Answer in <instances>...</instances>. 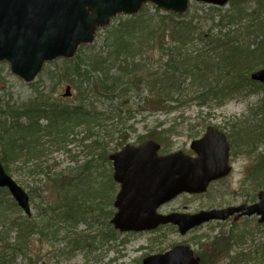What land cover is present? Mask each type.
I'll use <instances>...</instances> for the list:
<instances>
[{
    "label": "rangeland",
    "instance_id": "1",
    "mask_svg": "<svg viewBox=\"0 0 264 264\" xmlns=\"http://www.w3.org/2000/svg\"><path fill=\"white\" fill-rule=\"evenodd\" d=\"M257 5L262 8H257ZM211 7L214 6L191 0L190 11L186 17H195L196 12L200 17L205 16L199 22V26L204 32H208L211 28L213 30L212 34H215L217 33L215 25L218 24L219 18L213 23L207 20L206 15L213 13L216 17H219L220 14L228 15L236 13L239 9L251 14L257 9V12L251 17V19L255 20V25L258 26L255 28L257 32L253 33V35L248 36L246 28L240 27L242 26L240 20L243 16L241 18L235 17L231 22L226 18L224 26L227 27L229 25L228 28H231L230 32L232 34L241 32L239 40L243 44L249 45L250 51L256 50V43L259 46H264V43H260L264 41V0H231L224 7H214L218 8L220 12L213 11V8L210 9ZM156 10L158 9L150 4L144 6L141 13L147 12L150 15H155ZM161 14H164V12H161ZM248 14H245V17ZM130 18V16H119L114 19L111 26L100 29L93 44L87 46L88 48L81 49L78 55L83 52L87 53L88 56L93 51L91 48H96L95 51L100 48L102 49L103 43H106V38L110 36L108 32L113 27L118 26L120 22L129 20ZM166 41L168 43V39ZM194 43L198 48L193 49H203L205 52L209 51V48H203L206 43H210L209 40L198 39ZM148 56L153 58L151 62V66L153 63V69H158L160 67L159 50L149 52ZM65 61L58 59L47 64L37 80L31 84H27L13 75L8 64H1L0 122L4 120L9 122L11 120L10 117L2 114L7 103L23 107L31 98L37 96V91L38 93H44L46 97L51 94V99L59 101L64 105L74 106L78 104L79 91L75 83L71 84L69 81L58 83L56 77L52 78V76L61 73L66 64ZM261 69H264V67H258L251 73L245 71L243 76H239L237 79L240 81L234 83L230 96L225 100L212 99V101L208 100L207 103L199 100L194 104H185L180 110L172 113H167L165 110L151 111V109L145 108L149 89L144 87L143 94L131 92L124 100L114 101L113 105H120L121 102L128 103L122 109L113 107L120 111L121 121L117 118H111L107 121L106 125L94 128L96 138L87 139L84 127L73 130L76 133L75 137L68 138V143L62 147H60L62 144L56 141L54 137L44 136L41 138L40 144H42L41 150L45 151L41 157L37 158V161L24 164L22 159H19L12 164H3L11 178L28 194L31 215L27 216L14 201L16 206L12 204L9 207L7 199H12V197L8 192L9 197L6 196L3 200L4 204L2 207L0 206V209L3 211L0 212V257L5 256L6 264H143V260L149 256L150 252L148 250L158 252L167 250L174 244L184 243L191 246L198 256L205 255V262L203 264H212L211 258L213 256L211 258L210 256L213 254V249L211 244L217 238L222 239V234L227 235V233L232 234V237L234 235V239H238L240 233H245L246 235L251 233L252 235L240 246H235L231 256L242 250H246L249 253L254 250L255 246L261 245L260 247H262L264 245V226L257 227V220L252 218H247L241 224L234 226H232V221L224 224L210 223L186 236H181L173 229H165L160 233L151 235L121 234L115 232V230L113 231V227L110 229L105 223L103 231L100 234V224L98 222L94 224L93 220L84 221L85 219H80L81 221L75 223V225H73L74 222L70 223L63 220L65 213H72V208L69 209V212L65 211L67 208L65 210L60 209L61 206L65 205L60 199L58 190L49 180L53 175L61 173H63L64 177L73 180L74 175L79 173L80 168L89 160L88 154L90 150H88L87 146L91 145L96 139H100L101 141V145L97 147L99 150L106 145L107 149L111 151L124 135L129 137L125 144L129 142L137 145L145 140H149L147 135L153 136L156 134V131L158 133L169 131L164 137L165 140L158 142L162 145V152H176L179 150H190L191 143L201 138L209 125H224L229 124L228 122L243 125L245 121L252 120L254 113L256 116L254 118L255 123L259 125L260 121H262L261 124H264V84L250 85L249 81L251 75ZM82 82V78L77 79L76 85L81 84L85 88L88 83ZM190 83L191 81L187 82L188 85ZM208 83L214 84L211 77L205 83H201V86ZM68 86H71V97L66 98L64 96ZM219 89L215 90L218 91ZM80 98H83V96H80ZM102 104L105 108L110 107V102L102 101L100 106ZM103 110L101 106V110L99 111ZM129 113L132 115L131 119L128 118ZM108 116L114 117L107 113L104 117ZM41 124L46 127L47 122L42 121ZM245 125H250V123H246ZM237 128L242 130V128ZM232 129L233 126L230 130ZM246 134L247 132L244 133V135ZM84 138L85 142H82ZM251 140H253L252 137H247V144ZM256 145V153H243L235 156L234 173L230 178L224 182L216 183L204 195H183L170 208L193 213L200 210L239 205L242 202L251 204L257 202L258 194L264 191V138ZM15 152L19 153L18 151ZM111 153L114 152L112 151ZM1 157L2 155L0 154ZM101 165L100 170L103 172L104 163L101 162ZM108 170L111 175V170L109 168ZM109 184L108 186L105 183L102 185V194L109 197L112 201V205L108 210L115 212L113 204L119 188L112 182ZM77 185L78 187H85V185L76 181ZM74 189L71 192L72 197ZM75 193L74 195L79 196L80 199L84 195L80 190L75 191ZM72 197L70 199L71 202H68V205L71 206L72 204H76L74 202L75 197ZM27 219L33 223H37V233L28 240L27 246L22 251H18L20 243L17 236L20 226H23V228L28 227L27 223L30 221H27ZM64 219L67 220V218ZM46 221L52 222L54 228L53 231L49 230L47 232L49 233L48 235H42L40 228L42 222L45 223ZM101 221L103 222V219ZM109 229L110 231H107ZM111 234V240L104 239L105 235ZM102 235L104 236L102 237ZM157 239H160V242L155 244L154 241ZM79 245L81 246L75 249ZM215 259L218 262L215 261L216 263L213 264H232L226 255L215 256Z\"/></svg>",
    "mask_w": 264,
    "mask_h": 264
},
{
    "label": "trees",
    "instance_id": "2",
    "mask_svg": "<svg viewBox=\"0 0 264 264\" xmlns=\"http://www.w3.org/2000/svg\"><path fill=\"white\" fill-rule=\"evenodd\" d=\"M257 8L262 7L257 5ZM210 9L220 12L218 8L211 7ZM256 10L251 14L239 9L236 13L220 14L219 17L213 13L206 15L207 20L213 23L219 18L218 24L215 25V30H217L215 34H212L211 28L208 32L202 31L199 22L205 16L200 17L197 12L195 17L190 18L161 14V11L156 10L155 15L143 12L136 17L120 22L118 26L108 32L110 36L106 38L102 49L95 51L96 48H91L93 51L88 56L87 53L82 52L83 54H79L75 60L65 61L66 64L61 73L52 76V78L56 77L58 83L63 81L75 83L79 91L78 104L64 105L51 99V94L46 97L44 93H38V91L37 96L31 98L23 107L6 104L2 114L10 117L11 120L0 122L1 162L12 164L16 160L22 159V162L26 164L37 161V158L41 157L45 151L41 150L42 144H40V140L44 136L54 137L62 144L60 146L62 147L68 143V138L75 137L76 133L73 130L84 127L87 139L96 138L94 128L106 125L111 118L121 121L120 111L113 107L122 109L128 103L121 102L120 105H113L114 101L124 100L131 92L143 94L144 87L149 89L145 108L151 109V111L165 110L167 113H172L180 110L185 104H194L199 100L204 103H207L208 100L212 101V99L225 100L230 96L234 83L240 81L237 79L239 76H243L245 71L251 73L258 67H264V46H259L256 43V50L250 51V46L239 40L241 32L232 34L231 28H228L229 25L224 26V20L228 18L231 22L235 17L243 16L240 20L242 25L240 27L246 28L248 36H250L257 32L255 28L258 26L255 25V20L251 19L257 12ZM245 14L248 15L245 17ZM167 39L168 43H166ZM198 39L209 40L210 43H206L203 47L209 48V51L193 49L198 48L194 43ZM260 43H264V41ZM84 48L88 47L82 49ZM155 50L160 52V67L158 69H153V63L151 66L153 58L148 56L149 52ZM210 77L214 84L208 83L201 86V83H205ZM80 78L83 79L82 83H88L85 88L81 84L76 85L77 79ZM188 81H191L189 85ZM249 81L250 85H256L251 80ZM220 87L221 89H219ZM102 101L110 102V107L105 108L102 104L104 110L100 112ZM128 110L130 111V109ZM106 113L114 117H104ZM131 117L132 115L129 113L128 118L131 119ZM42 121L47 122L46 127L41 124ZM161 132L156 131L155 135L147 136L155 141H163L169 131ZM128 139L127 135L122 136L111 151L107 149L106 145L99 150L97 147L101 145V141L96 139L87 146L90 150L89 160L80 168V172L74 175L73 180L64 177L63 173L49 178L65 205L60 209L67 208L65 211L69 212V209L72 208V213H65L64 218L67 220L63 218L64 221L74 222L73 225H75L81 221L80 219L93 220L94 224L96 222L100 224V234L103 231L104 223L111 229L110 219L114 212L108 209L111 207L112 201L102 194V185L105 183L108 186L112 182V176L108 170V168L110 169L109 154L121 149ZM82 142H85V138ZM101 162L104 163L103 172L100 170ZM77 178L78 180H76ZM76 181L85 185V187L82 186L85 189L76 186ZM73 188H75L73 197H75L76 204L71 206L68 205V202L72 197ZM77 190L84 194L81 199L74 195ZM6 196L9 197L7 190H0L1 207ZM12 202V199H7L9 207L12 204L16 206ZM0 212L3 211L0 209ZM27 221L30 220L27 219ZM27 224L28 227L20 226L17 236L20 243L18 251H22L27 246L28 240L37 233V223L30 221ZM53 226L50 221L42 222L40 233L48 235L49 230L53 231ZM256 226L260 228L259 225ZM111 237L112 234L105 235L104 239L111 240ZM233 237L232 234L229 236L223 234L222 239L217 238L212 245V255L215 254L216 257L226 255L232 264L248 262L264 264V245L262 247H260L261 245L255 246L254 250L249 253L242 250L231 256L235 246H240L252 235L251 233L248 235L240 233L238 239ZM4 257H0V264H6Z\"/></svg>",
    "mask_w": 264,
    "mask_h": 264
},
{
    "label": "water",
    "instance_id": "3",
    "mask_svg": "<svg viewBox=\"0 0 264 264\" xmlns=\"http://www.w3.org/2000/svg\"><path fill=\"white\" fill-rule=\"evenodd\" d=\"M224 7L230 0H195ZM162 12L184 16L191 0H0V64L7 63L13 75L27 84L37 80L46 63L72 60L84 45H91L100 29L120 15L136 16L145 5ZM264 83V69L252 74ZM64 97H71L67 87ZM197 158L182 151L159 156L161 145L146 141L127 145L110 156L114 180L121 190L114 203L117 213L111 223L122 233L153 231L161 225L178 226L182 235L211 221H226L235 213L259 216L264 223V192L259 202L225 210L202 211L195 215H159L157 210L182 194H204L209 185L227 177L229 145L226 136L214 128L192 143ZM0 188H6L30 214L29 197L6 173L0 162ZM144 264H199L188 248H176L146 259Z\"/></svg>",
    "mask_w": 264,
    "mask_h": 264
},
{
    "label": "flooded vegetation",
    "instance_id": "4",
    "mask_svg": "<svg viewBox=\"0 0 264 264\" xmlns=\"http://www.w3.org/2000/svg\"><path fill=\"white\" fill-rule=\"evenodd\" d=\"M255 117L256 116H255V113H254V115L252 116V120L245 121L243 123V125H239V124H236V123H233V122H231V123L228 122L229 124H224V125H209L207 127L205 133L207 132V130L210 127H212L214 129H216L218 132H220V133H222V134H224L226 136V139H227V142H228V145H229V166L231 167V173L229 174V176H227L226 178H223V179H220L218 181H215V182L211 183L210 186H209V189L213 185H215L216 183L224 182L225 180H227L228 178L231 177V175L234 173V159H235V156H238L239 154H243V153L244 154H247V153L248 154L256 153L255 152V148L257 147L256 144L257 143L259 144V142L261 141V139L264 138V124H261L262 121H260L261 123H259V125H257L255 123V119H254ZM246 123H250V125H245ZM232 126H233V129L230 130L232 128ZM237 127L242 128L243 131L240 130V129H238ZM246 132H247V134H246L247 137L248 138L249 137H252V139H253V140L249 141L248 144H247V141H246L247 140V137H246V135H244V133H246ZM205 133H204V135H205ZM201 138H199V139H201ZM250 142H253V143L250 144ZM134 145H136V144H134ZM137 145H139V144H137ZM182 151L186 155H188V156H190L192 158H197V155L194 152H192L191 150H182ZM172 153H174V152H162L161 151L159 153V155L160 156H168V155H171ZM260 179H257V180H260ZM115 185H117L118 188L121 189V186L120 185H118V184H115ZM193 196H201V195H193ZM176 200L170 202L169 204H166V205L162 206L158 210V213L161 214V215H164V216L172 215V214H182V213L187 214L188 212H186L185 210H181V209H171L170 208L172 206V204ZM254 203L251 204V203L242 202L239 205H229V206L222 207V208H213V209H208V210H221V209H229V208H238V207H241V206H244V205L251 206ZM202 211L203 210H200L198 212L188 213V214H197V213L202 212ZM247 218H249V217L248 216H242V213L238 212V213H235L233 216H231L229 218V220H227L225 222H213V223H217V224L223 223L224 224V223H227V222H231L232 221V226H234V225L241 224ZM250 218L256 219L257 222H258V217L257 216H252ZM203 226L192 230L188 234L192 233L193 231H195L197 229L202 228ZM165 229H173L174 231H176V232L179 233V228L177 226H174V225H171L170 224V225H166V226H160L156 231L152 232V234L160 233V232H162ZM149 234H151V233H149ZM159 240L157 239L156 241H154V243L157 244L158 242H160ZM183 247L192 248L191 246H188L187 244L178 243V244H174L173 246L169 247V249L163 250V251H158V252L153 251L152 252V250H148L150 252L148 257L155 256V255H162V254H165V253H167V252H169V251H171V250H173L175 248H183ZM193 257L197 261H199V264H203L205 262V255L198 256V254L194 251L193 252ZM144 260H143V263H144ZM207 261H208V258H207ZM207 261H206V263H207Z\"/></svg>",
    "mask_w": 264,
    "mask_h": 264
},
{
    "label": "bare ground",
    "instance_id": "5",
    "mask_svg": "<svg viewBox=\"0 0 264 264\" xmlns=\"http://www.w3.org/2000/svg\"><path fill=\"white\" fill-rule=\"evenodd\" d=\"M145 141H147V140H145Z\"/></svg>",
    "mask_w": 264,
    "mask_h": 264
}]
</instances>
